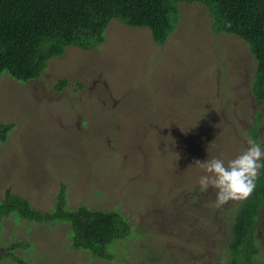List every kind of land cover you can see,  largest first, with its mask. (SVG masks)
I'll use <instances>...</instances> for the list:
<instances>
[{
    "label": "rangeland",
    "instance_id": "obj_1",
    "mask_svg": "<svg viewBox=\"0 0 264 264\" xmlns=\"http://www.w3.org/2000/svg\"><path fill=\"white\" fill-rule=\"evenodd\" d=\"M177 7L162 44L111 18L102 42L67 45L37 77L0 74V123H12L0 141V200L9 191L49 209L64 183L67 208L115 209L132 226L106 261L72 247L67 223L13 213L0 218V264H223L239 201L217 208L216 190H199L196 161L242 153L256 112L264 149V99L252 92L248 44L214 32L204 5ZM255 237L264 264V201Z\"/></svg>",
    "mask_w": 264,
    "mask_h": 264
},
{
    "label": "trees",
    "instance_id": "obj_2",
    "mask_svg": "<svg viewBox=\"0 0 264 264\" xmlns=\"http://www.w3.org/2000/svg\"><path fill=\"white\" fill-rule=\"evenodd\" d=\"M179 1L204 5L214 32L235 34L248 44L256 61L252 92L257 100H263L264 0H0V74L7 71L18 81L37 77L46 61L61 55L67 45L90 49L102 42L111 18L129 26L148 28L152 39L162 44L173 30ZM66 83V78L59 79L55 89L60 90ZM260 120L261 113L256 112L250 128L253 139ZM11 129L12 123H0L1 141ZM263 201L264 167L259 170L251 196L235 206L223 264H257L260 249L255 227ZM66 203L64 183L60 184L49 209L35 208L27 198L7 191L0 200V218L14 213L26 220L65 222L69 225L72 247L102 260H112L115 251L107 246L131 234L128 219L115 209H91L84 204L70 209ZM12 243L28 245L25 240ZM10 254L11 251L7 256ZM17 262L24 264L19 259Z\"/></svg>",
    "mask_w": 264,
    "mask_h": 264
},
{
    "label": "clouds",
    "instance_id": "obj_3",
    "mask_svg": "<svg viewBox=\"0 0 264 264\" xmlns=\"http://www.w3.org/2000/svg\"><path fill=\"white\" fill-rule=\"evenodd\" d=\"M248 147L227 164L222 159L213 158L200 164L204 174L200 176L198 184L201 192L210 187L216 190L217 208L231 201H243L251 196L256 188L259 170L264 167V149L252 138Z\"/></svg>",
    "mask_w": 264,
    "mask_h": 264
},
{
    "label": "flooded vegetation",
    "instance_id": "obj_4",
    "mask_svg": "<svg viewBox=\"0 0 264 264\" xmlns=\"http://www.w3.org/2000/svg\"><path fill=\"white\" fill-rule=\"evenodd\" d=\"M5 140H6V139H5ZM5 140H4V141H5ZM0 141H1V140H0Z\"/></svg>",
    "mask_w": 264,
    "mask_h": 264
}]
</instances>
